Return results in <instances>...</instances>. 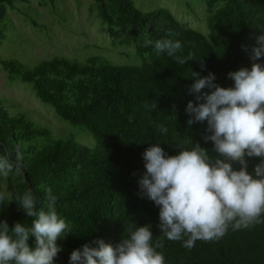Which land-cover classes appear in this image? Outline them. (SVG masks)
<instances>
[{
	"label": "trees",
	"instance_id": "1",
	"mask_svg": "<svg viewBox=\"0 0 264 264\" xmlns=\"http://www.w3.org/2000/svg\"><path fill=\"white\" fill-rule=\"evenodd\" d=\"M28 1L0 0V42L7 36L9 9ZM94 2L104 24L128 32L142 64L118 65L91 55L84 60L54 56L31 67L18 58L0 56L9 82L32 84L38 98L61 118L93 134L96 142L89 147L74 138H55L25 113H12L0 94V156L21 165V175L11 174L16 184L12 197L30 190L37 208L45 207L51 189L56 211L71 230L57 240L61 250L53 264H70L72 251L85 244L96 247L100 239L118 245L141 225L152 230L155 245L162 236L159 208L139 194L143 153L156 143L169 155L181 147L191 149L196 142L210 151L212 142L203 139L207 122L191 128L187 124L186 105L195 100L188 91L194 83L191 77L194 72H214L218 84L232 86L227 74L251 67L252 49L264 34V0H207L208 35L185 25L166 7L145 12L131 0ZM158 40L180 41L176 56L193 59L178 64L167 52L156 51ZM160 124L168 128L167 134L157 131ZM258 162L249 159L250 172ZM2 220L10 227L30 223L15 202L8 204ZM163 244L156 251L165 264H264V223L230 227L222 238L197 240L191 249L167 238Z\"/></svg>",
	"mask_w": 264,
	"mask_h": 264
},
{
	"label": "clouds",
	"instance_id": "2",
	"mask_svg": "<svg viewBox=\"0 0 264 264\" xmlns=\"http://www.w3.org/2000/svg\"><path fill=\"white\" fill-rule=\"evenodd\" d=\"M152 44V41H146ZM158 53L167 52L178 64L193 58L176 56L180 41L158 40ZM251 67H241L227 75L229 87L216 82V74L194 72L186 114L189 128L207 122L205 143L189 149L181 147L169 155L159 143L143 153L145 172L138 180L139 194L147 196L159 208L161 238L153 244V232L146 225L131 231L113 246L98 240V246L85 244L70 254V264H165L163 239L182 241L188 249L197 240L222 238L228 229H247L264 223V34L250 56ZM201 67H205L201 60ZM207 89V91H204ZM157 107L153 104V108ZM157 131L168 133L163 124ZM259 158L249 171V159ZM237 165L239 167H237ZM21 175V165L0 156V177ZM135 175V173H134ZM15 202L30 223L16 222L10 227L0 221V264H53L60 252L57 240L71 232L68 223L56 211V197L47 190L46 206L37 208L32 192L10 196L0 191V208Z\"/></svg>",
	"mask_w": 264,
	"mask_h": 264
},
{
	"label": "rangeland",
	"instance_id": "3",
	"mask_svg": "<svg viewBox=\"0 0 264 264\" xmlns=\"http://www.w3.org/2000/svg\"><path fill=\"white\" fill-rule=\"evenodd\" d=\"M131 1L145 12L166 7L185 25L206 35L210 32L207 17L211 10L207 0ZM97 12L94 0H48L44 4L40 0H29L18 3L16 9H9L7 36L0 42V56L18 58L31 67L54 56L84 60L91 55H101L118 65L142 64L136 44L128 32L119 27L110 28L97 17ZM0 94L6 98L12 113H25L36 123L49 128L55 138H74L95 147L93 134L61 118L53 107L36 96L32 84L21 80L9 82L1 63ZM0 186L2 191L12 196L16 186L12 175L0 177ZM7 207L8 204L0 208V218Z\"/></svg>",
	"mask_w": 264,
	"mask_h": 264
}]
</instances>
